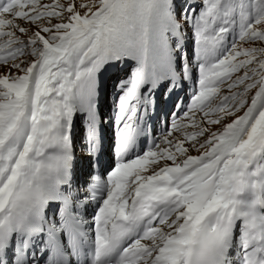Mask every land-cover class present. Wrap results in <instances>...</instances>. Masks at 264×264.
Segmentation results:
<instances>
[{
	"label": "snow or ice",
	"instance_id": "snow-or-ice-1",
	"mask_svg": "<svg viewBox=\"0 0 264 264\" xmlns=\"http://www.w3.org/2000/svg\"><path fill=\"white\" fill-rule=\"evenodd\" d=\"M0 264H264V0H0Z\"/></svg>",
	"mask_w": 264,
	"mask_h": 264
}]
</instances>
